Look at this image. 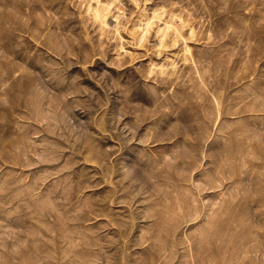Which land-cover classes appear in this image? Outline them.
Here are the masks:
<instances>
[{
	"label": "rangeland",
	"instance_id": "obj_1",
	"mask_svg": "<svg viewBox=\"0 0 264 264\" xmlns=\"http://www.w3.org/2000/svg\"><path fill=\"white\" fill-rule=\"evenodd\" d=\"M0 264H264V0H0Z\"/></svg>",
	"mask_w": 264,
	"mask_h": 264
},
{
	"label": "bare ground",
	"instance_id": "obj_2",
	"mask_svg": "<svg viewBox=\"0 0 264 264\" xmlns=\"http://www.w3.org/2000/svg\"><path fill=\"white\" fill-rule=\"evenodd\" d=\"M234 248V247H233Z\"/></svg>",
	"mask_w": 264,
	"mask_h": 264
}]
</instances>
